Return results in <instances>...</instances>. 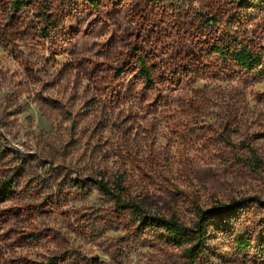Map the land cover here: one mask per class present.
<instances>
[{
	"label": "rangeland",
	"instance_id": "1",
	"mask_svg": "<svg viewBox=\"0 0 264 264\" xmlns=\"http://www.w3.org/2000/svg\"><path fill=\"white\" fill-rule=\"evenodd\" d=\"M44 2L30 0L12 19L11 0H0V179L26 163L15 194L0 202V264H42L54 255L58 264H189L181 248L102 195L89 176L123 174L146 212L177 213L189 225L198 206L264 202V172L239 163L242 140L264 159V75L254 79L210 53L219 28L161 0H102L98 8L48 0L61 23L51 33ZM197 11L231 9L204 0ZM247 31L264 45V16ZM138 53L153 71L151 87ZM78 79L95 106L73 97ZM79 177L89 191L76 185ZM241 213L214 233L215 264H264V205ZM238 231L252 240L243 253L233 242Z\"/></svg>",
	"mask_w": 264,
	"mask_h": 264
},
{
	"label": "trees",
	"instance_id": "2",
	"mask_svg": "<svg viewBox=\"0 0 264 264\" xmlns=\"http://www.w3.org/2000/svg\"><path fill=\"white\" fill-rule=\"evenodd\" d=\"M78 0H62L65 4H73ZM93 7L98 8L102 0H85ZM124 0H117V3H122ZM166 6L175 8L179 12L186 14L195 13L198 16V21L204 27L219 28V35L213 41L208 51L216 54L220 59H233L238 66L250 72V75L257 79L264 75V45L255 41L247 31L250 27L251 20L256 17L264 16V0H225L226 8L231 9V12H199L198 6L204 0H161ZM30 3V0H11L10 17L15 19L17 14ZM44 11L42 13V21L45 25L44 32L51 33L50 27H60L58 19L50 14L48 0L44 2ZM250 13V14H249ZM250 15V16H249ZM220 27L222 29H220ZM247 31L248 34H245ZM264 44V42H263ZM133 51L138 52V46L132 48ZM137 62L139 65V74L143 78L146 87H151L156 82L153 71L148 64V60L142 54H137ZM77 74V73H76ZM78 75V74H77ZM77 80V79H76ZM80 80V79H78ZM76 82V81H75ZM73 82V86H75ZM76 85L74 96L79 99L85 98L89 105H94V95L90 89L83 86V81L80 80ZM73 97L69 98L73 99ZM53 101V100H52ZM72 101L70 104H73ZM96 103V102H95ZM65 101L64 105H70ZM89 110H92L89 108ZM70 111V110H69ZM71 112V111H70ZM73 112V111H72ZM78 121H72L71 129L78 126ZM80 126V125H79ZM74 130V129H73ZM3 133L0 131V140ZM241 148L244 150V155L239 159L241 166L251 171L252 173L264 172V159L252 144V142L242 140L240 142ZM18 157H21V152L14 149ZM4 153V146L0 144V155ZM31 157V156H30ZM21 161L26 159L21 157ZM24 162L18 168L9 170L8 173L0 179V202H4L12 197L16 188L22 182V172L26 168ZM99 187L100 193L104 196L112 198L117 206L124 210L132 211L144 225V227L154 226L159 232L161 238L174 246L182 249L183 256L188 260L189 264H215L211 257V239L214 233L219 229L231 224L238 215L242 214L241 210L245 209L252 203L264 202L259 197H241L232 199L229 202H219L209 208L196 207V218L194 222L189 225L185 223L181 216L177 213L171 215L153 214L146 212L142 205L129 195V189L125 184L123 174L114 175L108 178L101 170H96L89 176ZM76 185L84 190L89 191L90 185L84 178H77ZM242 217V215H241ZM234 246L238 253L247 251L251 245L252 240L239 232L235 234ZM61 260L59 255L51 256L42 264H58Z\"/></svg>",
	"mask_w": 264,
	"mask_h": 264
}]
</instances>
